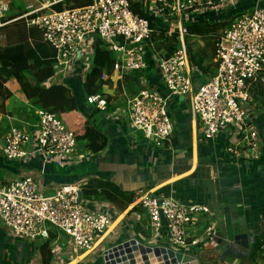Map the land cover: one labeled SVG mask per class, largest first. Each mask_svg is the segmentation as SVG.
I'll use <instances>...</instances> for the list:
<instances>
[{
  "label": "built area",
  "instance_id": "built-area-1",
  "mask_svg": "<svg viewBox=\"0 0 264 264\" xmlns=\"http://www.w3.org/2000/svg\"><path fill=\"white\" fill-rule=\"evenodd\" d=\"M12 1L0 0V40L3 27L25 21L28 26L37 27L43 41L55 50L57 67L83 65L89 53L88 43L94 36L112 54L113 71H147V58L153 57L167 94L144 85L127 100L129 134L139 133L155 147H171L172 101L189 97L199 142L209 145L225 137L234 146L227 148L228 153L238 154L237 147L241 146L252 158L258 157V135L248 105L250 87L264 74V7L236 17L216 37V72L195 89L185 41L189 35L187 25L197 14L230 0H92L88 5L60 11L51 7L57 0H40L28 3L22 14L8 19ZM135 1L154 20L163 21L160 27L166 37L175 35L170 54L160 55L150 45L154 29L147 18L134 12ZM87 72L84 63L82 73ZM107 77L103 74L101 79ZM86 101L99 110H107V101L101 94L89 95ZM35 114L32 132L16 126L9 128L0 143V159L24 161L37 157L63 167L91 158L90 153L78 152L75 132L55 113L37 110ZM36 176L26 173L0 185V227L13 237L30 240L47 239L53 228L69 238L74 252L91 250L112 224V218L104 212L91 211L78 201L80 187L59 185L45 192ZM135 201L147 214L152 239L165 238V243L158 245L193 255L198 248L210 245L219 231L215 215L205 203L182 201L152 191L139 193ZM202 217L206 218L203 231L198 236L191 235L190 229L198 226Z\"/></svg>",
  "mask_w": 264,
  "mask_h": 264
},
{
  "label": "crops",
  "instance_id": "crops-1",
  "mask_svg": "<svg viewBox=\"0 0 264 264\" xmlns=\"http://www.w3.org/2000/svg\"><path fill=\"white\" fill-rule=\"evenodd\" d=\"M36 1L40 0H13L8 16L18 15L28 3ZM133 7L145 13L137 1ZM256 7H264V0H230L197 14L187 25L200 22L208 28L202 35L189 32L185 37L187 48L191 49L195 60L201 63V67H198L190 61L195 89L216 72L213 45L216 37L233 19ZM155 22L157 27L164 30L160 27L163 21ZM29 27L21 20L3 27L0 48L30 43ZM34 29L38 33L36 36H41L39 29V32ZM165 37L163 33L162 37L156 35L150 39V45L160 55H168L173 51L171 46L175 35ZM95 38L88 43L89 53L84 61L88 72L85 75L82 73L84 63L70 68L57 67L54 63L53 76L44 81L41 87L66 86L75 99V110L55 113L56 116L75 132L81 131L88 123L106 136L108 142L105 148L91 152L86 149L85 141H77L78 152L90 153L91 158L63 167L53 162H43L37 157L24 161L0 159V183L32 172L36 173L40 187L45 192H51L59 185L78 186L82 192L81 202L87 209L104 212L112 218L108 230L86 252H74L69 238L51 229L55 236L50 242L52 259L49 264H104L103 252L130 237L145 244H164V237L152 239L147 214L135 201L136 196L145 191L209 205L221 232H224L223 209L228 207L234 231L248 235L249 248L229 243L220 251L208 249L209 245H206L195 252L201 264H264V74L249 89L251 97L248 106L252 109L253 126L259 143L257 158H252L241 146L237 147L238 154L228 153L227 148L234 146L228 144L225 137L209 145L199 142L189 97H178L172 101V146L159 148L147 142L139 133L129 134V122L125 116L127 100L144 85L153 87L162 95L167 94L153 57L148 56L149 67L144 72L120 73L112 68L110 74L104 73L108 77L99 80V91L94 93L101 94L107 101V110L102 111L86 101L89 95L84 90L86 75L93 65ZM103 47L113 59L105 44ZM4 87L9 95H0V143L11 126L32 132L35 112L43 110L26 96L15 78H8ZM4 177L6 179L2 182ZM114 188L121 192L120 196L113 197ZM130 195H133V200L129 202ZM205 220V217L199 219L198 226L190 229L191 235L201 234ZM44 241L40 238H16L0 227V264H42L39 247Z\"/></svg>",
  "mask_w": 264,
  "mask_h": 264
},
{
  "label": "trees",
  "instance_id": "trees-1",
  "mask_svg": "<svg viewBox=\"0 0 264 264\" xmlns=\"http://www.w3.org/2000/svg\"><path fill=\"white\" fill-rule=\"evenodd\" d=\"M91 1L92 0H61L51 7L54 10L60 11L66 8L85 6L90 4ZM23 12H20L16 16H8L7 18L11 19L17 17ZM134 12L149 20L150 26L154 29L152 37L156 35L162 37L164 31L157 27L152 16H148L143 11L137 9V7L134 8ZM188 27L189 32L196 35H202L203 32L208 31L207 26L202 25L200 22H193ZM34 28L38 31L35 26H30L28 29L30 43H16L0 48V95H9V91L5 89L4 83L8 78L13 77L20 82L24 93L28 98L33 99V103L36 107L57 114L75 110V99L66 86L56 85L48 88L41 87V84L54 74L55 53L54 49L43 41L42 36H36L38 33L34 32ZM160 32L161 34H158ZM174 40L173 37L171 46L173 50L175 44ZM188 53L189 60L192 63L194 62L198 67H201L200 61L195 60L190 48H188ZM113 62V59L109 57L108 52L103 47L101 40L96 37L94 40L93 65L90 72L86 75L84 83V90L87 95H92L99 91L101 84L99 80L104 73H111ZM68 128L75 132L74 129ZM75 138L76 141H85L86 149L91 152L101 151L108 142L104 134L91 128L88 123H85L81 131L75 132ZM113 192V197L121 195V192L115 188ZM132 200L133 195H130L129 202ZM54 234L55 233L50 229L48 238L45 239L39 247L42 264H49L52 259L50 242L53 240Z\"/></svg>",
  "mask_w": 264,
  "mask_h": 264
},
{
  "label": "water",
  "instance_id": "water-1",
  "mask_svg": "<svg viewBox=\"0 0 264 264\" xmlns=\"http://www.w3.org/2000/svg\"><path fill=\"white\" fill-rule=\"evenodd\" d=\"M81 197L82 192L79 191L78 201ZM223 213L224 232L218 231L207 248L221 251V248L233 243L248 249V235L234 231L228 207H224ZM102 257L104 264H201L199 257L195 254L182 253L158 244L140 243L134 237L109 247L103 252Z\"/></svg>",
  "mask_w": 264,
  "mask_h": 264
},
{
  "label": "rangeland",
  "instance_id": "rangeland-1",
  "mask_svg": "<svg viewBox=\"0 0 264 264\" xmlns=\"http://www.w3.org/2000/svg\"><path fill=\"white\" fill-rule=\"evenodd\" d=\"M24 11H25V10H24ZM5 176H6V175H5ZM5 179H6V177L3 178L2 182H4ZM6 183H7V182H6ZM6 183H4V184H6ZM0 184L2 185L3 183H0ZM51 229H53V228H51Z\"/></svg>",
  "mask_w": 264,
  "mask_h": 264
}]
</instances>
